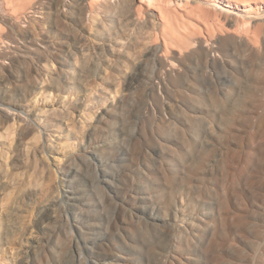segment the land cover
I'll list each match as a JSON object with an SVG mask.
<instances>
[{
    "label": "rangeland",
    "instance_id": "obj_1",
    "mask_svg": "<svg viewBox=\"0 0 264 264\" xmlns=\"http://www.w3.org/2000/svg\"><path fill=\"white\" fill-rule=\"evenodd\" d=\"M81 1L0 12V264H264V19Z\"/></svg>",
    "mask_w": 264,
    "mask_h": 264
},
{
    "label": "bare ground",
    "instance_id": "obj_2",
    "mask_svg": "<svg viewBox=\"0 0 264 264\" xmlns=\"http://www.w3.org/2000/svg\"><path fill=\"white\" fill-rule=\"evenodd\" d=\"M17 4H18V9H13L11 8L10 5H3V12H2V8H0V12L3 14H6L7 16H9L10 18H12L15 15H18L19 13H23L26 12V10L29 8H27L28 5H30L31 0H16ZM100 0H82L81 3L84 5V7L88 10H92L93 8L96 9L94 6V4ZM127 1V0H126ZM137 1V0H136ZM59 2V1H58ZM140 5H146L147 8L149 9V11H151L152 14L156 15L157 17L162 18V21L165 17H167V19L169 18L171 20V17H181L183 18L184 16L188 14H190L191 10L194 11L195 6H200L201 7V14L204 16H207V19L209 18V25L210 26H215L219 29L223 28V22L221 19V15L223 16V14L225 13V11L228 12L229 15H225L226 19L228 20L229 26L226 27L224 30L227 31V33L229 34H233L234 38H230L227 42L228 44L234 43V44H238L241 43L243 46V48L245 47L246 49H251V50H255L257 48V40H255L253 37H251L250 35L246 34V33H239V31L237 30L236 26H239L241 24H245V23H251V22H258L262 19H264V0H138ZM1 3L0 2V7H1ZM10 3V2H9ZM3 4V3H2ZM11 4V3H10ZM61 5V4H60ZM10 6V7H9ZM34 6V5H33ZM32 6V7H33ZM102 6V5H101ZM217 8L215 11L212 10V8ZM37 7V6H36ZM108 7V6H106ZM127 7V5H126ZM61 8V7H60ZM144 8V7H143ZM218 8H223V9H218ZM58 9V8H57ZM137 9V7H136ZM142 9V8H140ZM197 9V8H196ZM33 10V9H32ZM62 10V9H61ZM218 10H220L222 13L224 11L223 14H218ZM58 11V10H57ZM142 11V10H141ZM144 11V10H143ZM142 11V12H143ZM192 11V12H193ZM198 11V10H197ZM36 12V11H34ZM86 12V11H85ZM97 12V11H96ZM139 12V11H138ZM92 13V11H91ZM197 14V13H196ZM24 15V13L22 14ZM194 15V14H193ZM195 16V15H194ZM193 16V17H194ZM198 16V15H197ZM18 17V16H17ZM138 17V15H137ZM186 17V18H187ZM20 18V17H18ZM156 18V17H155ZM189 18V17H188ZM192 18V17H190ZM9 19V18H8ZM199 22L200 17L198 18ZM140 20V19H139ZM193 20V19H192ZM195 20V19H194ZM183 21V20H181ZM185 21V20H184ZM206 21V20H204ZM167 22V21H165ZM176 22V21H175ZM196 22V21H194ZM162 23V22H161ZM164 24V23H163ZM168 24V23H166ZM179 24V23H178ZM199 24V23H198ZM248 26V25H246ZM171 27V26H169ZM225 27V26H224ZM166 28V27H165ZM241 28V27H240ZM167 29V28H166ZM174 30V29H173ZM209 30V29H208ZM207 30V31H208ZM213 32V30H211ZM222 31V30H220ZM219 31V32H220ZM169 32V31H168ZM174 32V31H173ZM172 33V32H170ZM189 33V32H188ZM223 33V32H222ZM174 34V33H172ZM214 34V33H212ZM226 34V33H225ZM171 35V34H169ZM188 35V34H187ZM256 35V34H255ZM168 36V35H167ZM179 36V35H178ZM204 36V35H202ZM230 36V35H229ZM174 37V36H172ZM223 37V36H222ZM171 38V37H170ZM190 38V36L188 37H178L176 38L177 42H178V46L183 45L184 43L188 42V39ZM216 38V37H215ZM228 38V37H227ZM258 38V37H257ZM220 39V38H219ZM225 39V38H224ZM223 40V39H222ZM226 40V39H225ZM1 41V40H0ZM165 41V40H164ZM3 42V40H2ZM170 42V41H169ZM222 42V41H221ZM200 43H203L202 39L200 38ZM165 44V42H164ZM163 44V45H164ZM167 44V42H166ZM223 44V43H222ZM154 45V44H153ZM225 46H227V44H224ZM156 46V45H155ZM159 46V44H158ZM27 47V46H26ZM182 47V46H181ZM149 48V47H148ZM155 48V47H154ZM172 48V46H171ZM180 48V47H179ZM203 48V47H201ZM232 47H230L231 49ZM159 49V48H158ZM161 49V48H160ZM166 49V48H165ZM164 49V50H165ZM36 50V49H35ZM34 50V51H35ZM207 50V49H206ZM30 51V50H29ZM155 51V50H154ZM24 52V51H23ZM179 54L180 52L177 51ZM3 53V52H2ZM5 53V52H4ZM152 53V52H151ZM163 53V52H162ZM15 54V53H14ZM200 55V53H199ZM147 56V55H146ZM160 56V55H159ZM167 56V55H166ZM14 57V55H13ZM161 57L163 58V54L161 55ZM182 57V56H181ZM165 58V57H164ZM184 58V57H183ZM147 60V59H146ZM166 60H168L166 58ZM186 60V59H185ZM160 61V60H159ZM141 62V61H140ZM168 62V61H167ZM2 63V62H1ZM163 63V62H162ZM166 64V62H165ZM4 65V64H3ZM5 66V65H4ZM163 67V66H162ZM165 67V66H164ZM189 70V69H188ZM187 72V71H186ZM188 73V72H187ZM173 78V77H172ZM171 79V78H170ZM186 79V78H185ZM172 80V79H171ZM174 80V79H173ZM178 80V79H177ZM6 85V84H5ZM177 85V84H176ZM170 89V88H169ZM8 99V98H7ZM193 101V100H192ZM2 102V100H1ZM5 105V104H4ZM9 107V106H8ZM10 108V107H9ZM1 110H5L6 108L2 107V105L0 106ZM43 111V110H42ZM12 112V111H11ZM10 113V112H9ZM19 113V112H18ZM24 113V111H23ZM22 113V114H23ZM11 114V113H10ZM15 114V113H14ZM27 114V113H26ZM6 116V115H5ZM13 116V115H12ZM9 118V117H8ZM12 118V117H10ZM16 119V118H15ZM14 119V120H15ZM17 121V120H16ZM11 123V122H10ZM16 123V122H15ZM18 123V122H17ZM36 123V122H35ZM37 124V123H36ZM18 127V126H17ZM17 134V133H16ZM5 141V140H4ZM10 144V143H9ZM104 144V143H103ZM106 144V143H105ZM107 145V144H106ZM100 148V146H98ZM102 149V148H101ZM107 154V153H106ZM105 159V158H104ZM32 160V159H31ZM82 161V160H81ZM85 161V160H84ZM83 162V161H82ZM36 163V162H35ZM34 164V162H33ZM87 165V164H86ZM79 168V166H78ZM76 169V168H75ZM83 169V168H82ZM106 170V169H105ZM85 171V169H84ZM88 174V173H87ZM87 178V176H86ZM106 178V177H105ZM91 180V179H90ZM104 180V179H103ZM111 181V180H110ZM107 182V181H106ZM88 195V194H87ZM84 196V195H83ZM151 197V196H150ZM147 198V197H146ZM87 201V200H86ZM88 202V201H87ZM101 202V201H100ZM89 203V202H88ZM52 204V203H51ZM80 204V203H79ZM80 206V205H79ZM88 206V205H87ZM81 209V208H80ZM88 209V208H86ZM88 211V210H87ZM82 212V211H81ZM50 224V223H49ZM51 225V224H50ZM126 258V257H125Z\"/></svg>",
    "mask_w": 264,
    "mask_h": 264
}]
</instances>
